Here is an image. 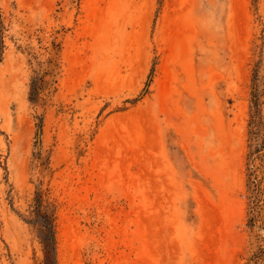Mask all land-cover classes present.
Segmentation results:
<instances>
[{
  "label": "rangeland",
  "instance_id": "1",
  "mask_svg": "<svg viewBox=\"0 0 264 264\" xmlns=\"http://www.w3.org/2000/svg\"><path fill=\"white\" fill-rule=\"evenodd\" d=\"M263 25L264 0H0V264H44L36 210L54 264H264Z\"/></svg>",
  "mask_w": 264,
  "mask_h": 264
},
{
  "label": "trees",
  "instance_id": "2",
  "mask_svg": "<svg viewBox=\"0 0 264 264\" xmlns=\"http://www.w3.org/2000/svg\"><path fill=\"white\" fill-rule=\"evenodd\" d=\"M260 49H264V25L260 30ZM262 54V53H261ZM262 59L259 58L255 63L251 79L250 92V114L247 123V154L245 157L246 165V192L245 198L249 204L250 211L254 210L256 196L259 192L261 179L258 167H254L253 160L258 156L264 157V70L263 76L259 75ZM264 170V168H263ZM264 173V171L262 172ZM252 222V219L249 220ZM27 222L36 228L37 237L47 254L44 264H54L53 252L55 245L53 223L50 215L36 210ZM255 262V261H254Z\"/></svg>",
  "mask_w": 264,
  "mask_h": 264
}]
</instances>
